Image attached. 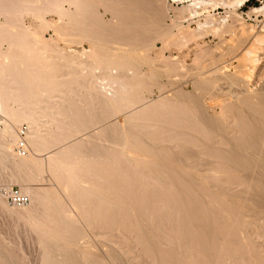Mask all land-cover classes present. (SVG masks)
Returning a JSON list of instances; mask_svg holds the SVG:
<instances>
[{"label":"rangeland","instance_id":"1","mask_svg":"<svg viewBox=\"0 0 264 264\" xmlns=\"http://www.w3.org/2000/svg\"><path fill=\"white\" fill-rule=\"evenodd\" d=\"M38 1L0 10V64L25 70L5 77L41 139L26 140L36 169L0 164V186L47 190L51 228L34 229L31 199L20 212L0 204V264H264V64L246 80L253 37L235 36L264 33V12L247 15L264 0L235 22L209 8L226 18L216 32L197 31L207 12L182 19L187 0H143L150 11L133 24L120 0ZM11 118L0 116L30 131Z\"/></svg>","mask_w":264,"mask_h":264},{"label":"bare ground","instance_id":"2","mask_svg":"<svg viewBox=\"0 0 264 264\" xmlns=\"http://www.w3.org/2000/svg\"><path fill=\"white\" fill-rule=\"evenodd\" d=\"M25 1L27 0H1L0 1V10L1 9H4V10H9L10 8H12L13 5H16V4H22L24 3ZM38 0H30V2H37ZM116 1V0H115ZM121 3H123L125 5V8H124V14L125 16L124 17V22L125 20L128 22H131L133 24V22H143L144 21V14H146L144 11H150V7H148V5H145L144 6V3H143V0H120ZM120 1H118V3H120ZM176 1H183V0H166V10L170 9L171 8V3L172 2H176ZM188 1V4L183 6V11H182V19L183 20H186V21H190L192 19H194L195 17H200V15L204 12H207V16L205 17V22L204 23H199V29L200 30H197V31H201V30H205L206 28H209L210 26V30H212L213 32H216V31H219L222 27H224V20L226 19L225 17L221 20L217 19L214 15H211L209 14L210 11H208V9L210 8V10H216V9H221V8H224V9H227V12L229 13V16L232 20V22H235L236 20H238V18H241V15L237 12V9L240 8V7H243L245 6V4L248 2V0H187ZM40 2V1H38ZM37 2V3H38ZM117 3V2H116ZM40 5V4H39ZM113 6V4H112ZM116 7V6H115ZM113 7L114 9L112 10H115L116 8ZM13 9V8H12ZM152 11L156 8H151ZM146 11V12H147ZM151 11V13H153ZM156 10H154V13H155ZM260 12H264V6H261V7H254L250 10V12L247 13L248 16H250L251 13H260ZM153 13V15H154ZM157 13V11H156ZM218 15V14H217ZM209 19H211V21H209ZM182 20V21H183ZM137 24V23H136ZM198 27V26H197ZM206 27V28H205ZM10 29V28H9ZM235 36H236V39L239 40L240 38H243V37H250L251 39V36L253 37V40L251 42H249V45L246 46L244 52H243V55H242V60L244 62V66L246 67L244 73H243V77L247 78L246 80L249 79V81L252 79V76H254L253 74L255 73L256 69L258 68L259 65H263L264 64V33H259L255 30V28L253 26H250L248 29H245L244 27L240 28L238 32H235ZM249 39V38H248ZM89 52V51H88ZM86 53V52H85ZM84 54V53H83ZM81 54V55H83ZM79 55V56H81ZM88 55V54H87ZM92 55V54H91ZM262 55V56H261ZM85 56V54H84ZM82 56V57H84ZM15 63V61H13ZM13 62H11L10 60V57L8 56H5L4 57V60H2L1 64H0V116L1 115H6V118H11L12 116H15L16 114H18V117L21 118V120L23 121H27L28 124L30 125V131L27 133L26 135V140L30 143V145H33V146H38L41 144V139L38 135H35L36 133L33 132V123H34V117H33V114L31 112V110H28V109H25L24 106H26L27 102H25V100L22 98L21 100H19V98L16 97L19 96L18 94H12V91H11V88L12 86L10 85V83H8V79H6L7 77V71H11L9 70L10 66L13 64ZM246 63V65H245ZM17 64V63H15ZM14 65V67H16V65ZM23 64V63H22ZM83 64H87L86 61L85 63L83 62ZM94 64V63H93ZM111 64V63H110ZM122 64V63H121ZM18 65V64H17ZM21 65V64H19ZM106 65V64H105ZM104 65V66H105ZM108 65V64H107ZM106 65V66H107ZM83 66V65H81ZM85 66V65H84ZM105 66V67H106ZM19 67V66H18ZM16 67L17 69H20ZM86 67V66H85ZM244 67V68H245ZM260 67V66H259ZM13 67H11L12 69ZM109 69V67H107ZM120 68L122 69V74H126V70L124 69V66L120 65ZM17 69H13V70H16V73H19L17 72ZM112 68H110V72L113 71L111 70ZM127 69V68H126ZM12 70V71H13ZM22 69H20V72H21ZM24 70V69H23ZM22 70V71H23ZM27 70V69H26ZM96 70V69H94ZM108 70V71H109ZM128 70V69H127ZM19 71V70H18ZM25 71V70H24ZM29 71V70H28ZM264 71V70H263ZM15 72V71H14ZM93 72V71H92ZM96 71L93 72V74L95 73ZM13 73V72H11ZM11 73L9 75H11ZM30 73V72H29ZM128 73H129V70H128ZM131 73V71H130ZM14 74V73H13ZM25 74V73H24ZM27 75L30 76V74H28V72L26 73ZM112 74V72H111ZM110 74V75H111ZM264 74V73H263ZM21 75V73H20ZM19 75V77H20ZM23 75V74H22ZM21 75L22 79L23 76ZM27 75H26V78H27ZM108 75V74H107ZM117 75V74H116ZM121 75V74H120ZM130 75V74H129ZM6 76V77H5ZM122 76H126V75H122ZM18 77V78H19ZM20 77V79H21ZM106 80L107 81V85H109V87H112L110 86L111 83H114L115 84H118L119 83V87H120V90H123L125 91L126 89L128 90V88L125 89V85L121 84L119 81H117L116 77L115 76H105ZM108 77V78H107ZM128 77V76H127ZM8 78V77H7ZM29 78V77H28ZM27 78V79H28ZM100 78V83H101V79L102 77H99ZM97 78V79H99ZM27 79H25L26 81H28ZM31 79H34L31 77ZM52 79V78H51ZM103 79V80H104ZM129 79V78H127ZM30 80V79H29ZM48 81V79H45ZM123 80V79H122ZM21 81V80H20ZM43 81V80H42ZM98 81V80H97ZM130 81V79H129ZM51 82V81H49ZM99 82V81H98ZM104 82V81H103ZM116 82V83H115ZM118 82V83H117ZM252 82V81H251ZM19 83V82H18ZM21 84H23L22 82H20ZM19 83V84H20ZM99 84V83H98ZM98 84L96 86H98ZM129 84V83H128ZM39 85V84H38ZM43 85V84H42ZM105 85V84H103ZM24 88L23 90L26 91L27 88H28V82L23 84L22 85ZM102 85L100 84V86H98L99 88L101 87ZM118 86V85H117ZM35 88L38 87L37 84L34 86H30V88ZM40 87V86H39ZM106 86H104L103 88H105ZM108 87V88H109ZM116 88V85L114 86ZM114 87L112 88V90L115 92L116 90L114 89ZM129 87V86H127ZM17 88H18V84H17ZM20 88V87H19ZM102 87L100 88L103 89ZM130 88V87H129ZM40 89V88H39ZM107 89V88H105ZM111 89V88H110ZM110 89L108 90L110 92ZM117 89V88H116ZM30 90V89H28ZM27 90V91H28ZM104 90V89H103ZM102 91V90H101ZM106 91V90H105ZM108 91L107 94L109 93ZM103 92V91H102ZM126 92V91H125ZM41 93V92H40ZM118 93V92H116ZM122 94V93H121ZM25 96L29 95V93H25L23 94ZM109 95V94H108ZM115 97H116V94H113ZM113 95L111 97H113ZM123 95V94H122ZM30 96V95H29ZM121 97V95H120ZM18 99V102H19V105L21 106V108H18L17 110L15 109H11L8 107V102L10 100H17ZM123 101V100H122ZM120 104V103H119ZM178 107V106H177ZM176 107V109H177ZM175 108V107H174ZM182 111V109H181ZM191 112V111H190ZM136 113V112H135ZM168 113V112H167ZM186 114V113H185ZM184 114V115H185ZM152 116V115H151ZM187 116V115H186ZM185 116V117H186ZM181 118V117H180ZM179 118V119H180ZM12 119V118H11ZM146 119V118H145ZM191 121V120H190ZM238 121V120H237ZM165 122V121H164ZM181 122V120H180ZM185 122V121H184ZM11 123V122H10ZM10 123H7L6 121H3L0 119V164H2V166H11V167H15L16 169L18 170H31L32 168H34L37 164L36 163V159L35 158H32V157H28L26 158V156L22 157V155L19 157L17 156L12 150H13V145L14 143L17 141H19V136L18 134H16V130L14 129V125L12 126V124ZM185 125L184 124V129H185ZM186 126H189L188 123ZM191 126V125H190ZM197 126V125H196ZM173 127V126H172ZM182 127V126H181ZM171 133V132H170ZM200 133V132H199ZM202 133V132H201ZM38 134V133H37ZM177 134V132H176ZM181 135V134H180ZM179 135V136H180ZM205 135V134H204ZM172 136V135H171ZM175 136V135H174ZM174 136H172L174 138ZM177 136V135H176ZM178 136V137H179ZM182 136V135H181ZM176 139V137H175ZM191 139V138H190ZM232 139V138H231ZM166 141V140H165ZM191 141V140H190ZM16 142V143H17ZM17 145V144H16ZM36 148V147H35ZM217 151V150H215ZM113 153V152H112ZM207 153V152H206ZM220 153V152H219ZM58 153H54V155H56ZM103 154V153H102ZM209 155V154H208ZM217 155V154H216ZM218 156V155H217ZM105 157V156H104ZM216 157V156H215ZM13 158H16L15 160ZM32 158V159H31ZM222 158V157H221ZM35 159V160H34ZM123 159V158H122ZM234 159V158H233ZM121 160V159H120ZM126 163V162H125ZM38 165V164H37ZM129 165V164H128ZM131 166V165H130ZM231 168V167H230ZM36 169V168H34ZM232 169V168H231ZM33 170V169H32ZM61 171V170H60ZM15 172V171H14ZM35 172V171H34ZM23 174V173H22ZM21 174H18V173H14L13 174V178H15V181L18 179V181L20 182V180H22L23 182L25 181L24 177H22V175L20 176ZM138 175V174H137ZM11 177H12V173H11ZM24 178V179H22ZM20 179V180H19ZM4 182V179H3V176L0 172V182ZM29 181V180H28ZM2 182V183H3ZM7 182V181H6ZM14 182V181H13ZM22 182V183H23ZM141 182V181H140ZM9 183V182H8ZM11 183V182H10ZM4 184V183H3ZM142 184V183H141ZM7 185V184H6ZM5 185V186H6ZM247 185V184H246ZM240 186V185H239ZM21 191L29 196V198L35 203H34V206L35 208L33 209L32 211V214L30 215V217H32V220L35 219L36 222L34 221H31L33 224L32 226H34V229H37V230H41V228L43 230L46 231V233H50L48 232L49 231V228L47 225L48 221L46 220L47 219V216H46V213L48 214V211L47 209H50L49 207L47 208L48 204L46 205L45 204V199L47 197V190L45 189H42V188H33V187H30V186H22V189ZM161 198V197H160ZM163 200V199H161ZM153 201V200H152ZM163 203V202H162ZM0 204L2 206H5V202L1 201ZM52 205V204H51ZM50 205V207H51ZM154 205V204H153ZM27 206V205H26ZM30 206V205H29ZM54 206V205H53ZM67 206V205H66ZM158 206V205H157ZM25 207V206H24ZM52 208V212H53V209L54 207H51ZM64 208V207H63ZM69 208V207H67ZM162 208V206H161ZM26 209H28V207H26ZM5 210V209H4ZM18 212H20V210H23V207L22 209H16ZM15 210V211H16ZM25 210V209H24ZM32 210V209H31ZM51 210V209H50ZM147 211V210H146ZM148 212V211H147ZM49 213H51V211H49ZM65 213V212H64ZM59 214V213H58ZM67 214V212H66ZM64 214L63 216H65V218H69L70 220H72L69 215H66ZM18 215V214H17ZM24 215V214H23ZM38 215H40L42 218H40L42 220H39V217ZM54 215V214H53ZM55 217V216H54ZM73 217V216H72ZM153 217V216H152ZM38 218V219H36ZM175 218V217H174ZM31 219V218H30ZM50 219V218H49ZM48 219V220H49ZM53 219V218H51ZM57 219V218H56ZM55 219V220H56ZM37 220L40 221V225H38L37 223ZM53 219V224H54V221ZM169 220V219H168ZM73 221V220H72ZM170 221V220H169ZM56 222V221H55ZM67 222V221H66ZM59 223V222H58ZM51 224V226L53 225ZM44 226V227H42ZM54 226V225H53ZM50 227V226H49ZM48 228V229H46ZM51 228V227H50ZM53 228V227H52ZM42 230V232H43ZM53 230V229H52ZM51 230V231H52ZM56 230V229H55ZM55 230H53L55 232ZM44 231V232H45ZM52 231V232H53ZM57 231V230H56ZM57 238V237H56ZM248 259V258H247ZM233 262V261H232Z\"/></svg>","mask_w":264,"mask_h":264},{"label":"built area","instance_id":"3","mask_svg":"<svg viewBox=\"0 0 264 264\" xmlns=\"http://www.w3.org/2000/svg\"><path fill=\"white\" fill-rule=\"evenodd\" d=\"M28 127L23 125L18 130L19 141L15 147L18 155H27L29 152L26 135ZM3 201L15 208H22L30 203L29 196L25 195L17 186H0V202Z\"/></svg>","mask_w":264,"mask_h":264}]
</instances>
